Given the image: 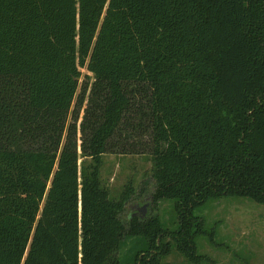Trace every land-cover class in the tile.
I'll return each mask as SVG.
<instances>
[{
	"label": "trees",
	"instance_id": "trees-1",
	"mask_svg": "<svg viewBox=\"0 0 264 264\" xmlns=\"http://www.w3.org/2000/svg\"><path fill=\"white\" fill-rule=\"evenodd\" d=\"M106 153L151 155L154 214ZM222 197L264 206V0H0V264L197 261Z\"/></svg>",
	"mask_w": 264,
	"mask_h": 264
},
{
	"label": "rangeland",
	"instance_id": "rangeland-1",
	"mask_svg": "<svg viewBox=\"0 0 264 264\" xmlns=\"http://www.w3.org/2000/svg\"><path fill=\"white\" fill-rule=\"evenodd\" d=\"M80 70L82 75L92 77L85 67ZM89 162V159L79 157L80 173L82 166ZM151 174L149 154L102 155L98 177L101 185L108 189L111 199L117 200L129 191L121 213L124 221L132 216L145 218L156 212L151 210L149 202L142 200L151 187ZM171 210L169 201L161 203L160 213L164 217ZM196 213L204 222L203 232L195 239V252L202 257L190 261L187 256L172 250L162 258L163 264H264L263 205L246 197H222L208 200L196 209Z\"/></svg>",
	"mask_w": 264,
	"mask_h": 264
}]
</instances>
